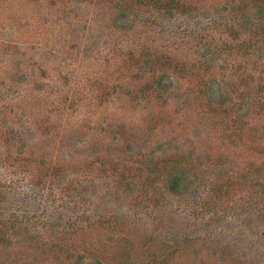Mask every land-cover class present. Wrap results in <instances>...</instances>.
Here are the masks:
<instances>
[{"label":"rangeland","instance_id":"rangeland-1","mask_svg":"<svg viewBox=\"0 0 264 264\" xmlns=\"http://www.w3.org/2000/svg\"><path fill=\"white\" fill-rule=\"evenodd\" d=\"M263 6L264 0H0V217L55 205L63 217L51 224L72 217L88 226L71 242L83 259L46 252L48 264L264 261V199L243 176L250 165L264 172V131L257 132L264 123ZM167 62L189 69H171L173 86L151 108L142 98L130 101V85L147 78L142 70ZM248 82L253 91L243 96L240 86ZM199 103L244 118L214 121L195 108ZM149 121L154 129H141ZM135 133L150 144L122 152L123 137ZM164 155L169 167L184 170L181 193L163 184ZM31 178L40 179L42 193ZM75 182L85 193L76 210L59 198L66 200ZM210 187L222 197L214 204ZM164 233L176 242L167 245Z\"/></svg>","mask_w":264,"mask_h":264},{"label":"trees","instance_id":"trees-1","mask_svg":"<svg viewBox=\"0 0 264 264\" xmlns=\"http://www.w3.org/2000/svg\"><path fill=\"white\" fill-rule=\"evenodd\" d=\"M159 1L161 2V0ZM168 4L169 3L165 5L168 6ZM162 5L163 4H161L160 6L162 7ZM174 10L175 9H173V7L171 9L166 8V11H168L169 13L174 12ZM263 10L264 6L260 8L261 12ZM166 11L164 12L167 13ZM121 15L125 17L128 14L123 11ZM135 60H137V58ZM135 66L136 63L133 61V64L127 67L129 72H133ZM162 66L154 68L152 70H149V68L147 70H142L143 73H148L147 78L142 82L138 81V83L134 84L133 86L130 85L133 88L129 87V89L135 91L133 95H130L128 97L130 101L132 100V102H134L142 98L144 103L146 105H149L151 108V105H153V101H157L162 98L167 92V90H169L173 86V81L171 80L173 78V75H171V71L181 70L183 72H186L189 69L186 63H182L179 68H177L178 65L174 66L168 62L162 64ZM138 70L140 71L141 69ZM204 79V75H199V77L197 78V80H200V84L198 85L201 90L206 87ZM244 80L245 79L243 78L242 82H244ZM249 84L250 82L246 83V85H244L245 87L240 86L241 91H244L242 93L243 96H246L248 94L250 95L252 93L253 87ZM262 84H264V79L262 81ZM127 88L123 90V95H128L124 92L127 91ZM199 88L197 87V92H200ZM244 88H246L247 90H245ZM187 107L188 106L186 105L185 108ZM195 108L203 110L204 113H206L205 111L210 112L212 114L210 115V117L214 119V121L215 119H217L221 123L225 124H228L229 122L233 121L238 122V119L242 121V119L244 118V114L239 113L238 111H236L237 113H235L234 115H228L226 107H210L207 106L205 103H199L197 106H195ZM178 109L179 108H177V110ZM169 110L170 115L169 117H166L167 120H170L171 114L173 113V109L170 108ZM181 110L182 113L185 112V109H183V107ZM219 114H221V118H218ZM153 123V121H149V123L142 125L141 129L151 131L154 129ZM263 126L264 123L262 124V127ZM262 127L260 128L261 130L259 129L257 131L258 134L263 133L264 130L262 129ZM236 128H239V130L243 132L246 130V128L243 126H238ZM262 135H264V133ZM262 135H260V138L264 140V136ZM127 138L129 140L123 137L120 145V147H122L121 151L124 153L126 152L127 154L131 152L133 145H137L140 143L150 144V140H148L147 138H139L136 133L131 136L129 135V137ZM169 156L165 157L164 155V159L160 165V169H163L164 166L168 168L166 171L164 170V179L162 181L164 182L163 184L165 185L166 189H168V191L172 193H181L187 185L184 181L185 173L184 170H182V167H180L179 165H175L176 168L172 166L169 167L167 165L168 161H170ZM160 159L162 158L160 157ZM102 168L104 169L103 165ZM153 170H155V168ZM246 171L247 172L243 174V176L245 177V182L248 183V186H257L260 191V198L261 200H263L264 172L261 169H259L257 172L256 169L252 167V165H250V167ZM41 180L45 182L44 178H41ZM30 181L33 183L34 187L37 188L36 193H42L43 185L40 179L33 180L31 178ZM74 185V191L72 193H67L68 198L66 200H63L62 196H60L59 198L61 200L60 203L62 206L67 207L68 205H72L73 208H75L76 210L79 206L80 199H83L85 197V193L83 189V184L81 182H75ZM217 189L219 188L210 187V195L208 201L212 204L222 198L221 195L216 192ZM29 209L30 208L26 209V211H23L20 215L11 212L6 218L0 217V264H17L19 262H22L23 264H48V258L50 257L46 255V252H53L56 253L58 256H61L60 254H64L66 252H70L73 256H75L76 260L83 259L81 258L83 257L82 253L80 255L77 252V244H71V242L76 237L74 235H79L82 232L84 233L86 229H88V226H80L79 224L74 222V219H72V217L63 218V223H55L56 225L51 224L53 221L55 222V220L63 217L62 214H56L54 212L55 210H59L58 207L55 205H53L49 210L41 208L40 210L43 212L42 214H37L35 211H32L29 214ZM78 213L80 214V212ZM38 222H42V224L38 225ZM157 226L162 227L160 224H157ZM158 230L156 234H153L152 236L158 237ZM152 236H150L149 239L152 238ZM161 239H163L165 242H167V245H169L171 243L176 242L177 238L171 235V233H164V235L161 236ZM32 256L38 257L39 261H31L30 259ZM127 256L129 258L130 254H127ZM262 262L264 261H260L259 264H261Z\"/></svg>","mask_w":264,"mask_h":264}]
</instances>
